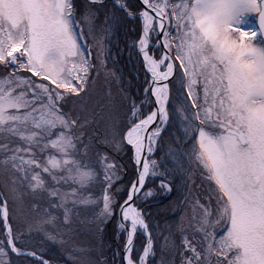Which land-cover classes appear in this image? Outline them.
Wrapping results in <instances>:
<instances>
[{"label": "snow or ice", "instance_id": "6c2138e0", "mask_svg": "<svg viewBox=\"0 0 264 264\" xmlns=\"http://www.w3.org/2000/svg\"><path fill=\"white\" fill-rule=\"evenodd\" d=\"M125 21L136 22L127 49L141 94L123 97L119 141L85 139L79 102L101 76L124 90L111 45ZM165 134L178 147L161 171ZM101 143L130 146L127 189ZM173 170L179 219L154 234L140 205L170 196ZM149 178L159 186L144 191ZM25 196L46 204L23 217L28 232L70 245V264H108L73 243L82 208L95 232L114 224L112 264H264V0H0V264L11 254L49 264L20 246ZM61 218V231H46Z\"/></svg>", "mask_w": 264, "mask_h": 264}, {"label": "trees", "instance_id": "16d2710c", "mask_svg": "<svg viewBox=\"0 0 264 264\" xmlns=\"http://www.w3.org/2000/svg\"><path fill=\"white\" fill-rule=\"evenodd\" d=\"M130 2L135 6L136 0H130ZM136 26L135 21H125L118 30L114 33V36L112 38V53L117 56L118 62L116 63L115 67L117 66L119 69H124L127 67V64L129 65L131 62L128 60L127 54V44L131 43L132 40L136 38V33L133 31V29ZM120 50H123L122 55L120 54ZM135 63L136 61L133 60ZM139 66V65H138ZM129 79H131L134 83V88L131 89L130 97L133 98L136 95L141 94V90L139 88V85L142 83L143 80V73H139V81H136L133 75L128 76ZM99 78L96 83L101 82ZM99 81V82H98ZM101 97V99H99ZM113 98V97H112ZM99 99V100H98ZM98 100V101H97ZM83 102V105H81ZM109 103L110 100L106 95H98L94 98V88L91 91L90 95L88 97H85L84 100L80 101L78 104V108L80 106H83V118L88 119L91 121L88 123L84 128L85 133V139H88L91 137L95 141H100L104 138V132L101 127L98 126L100 122L104 120V115L106 110H103V107L105 108L108 106L105 103ZM103 103V104H102ZM93 105V106H92ZM126 112L125 115L128 114V108H129V101L125 102ZM86 114V117H85ZM121 123V120H120ZM173 132H178V129H173ZM171 134H165L164 139L160 142V147L158 151L155 154V159L159 161L160 159L167 157L166 153L168 152L170 147H175V136L173 135L170 139L169 136ZM120 140V138H119ZM101 149L104 150L106 154L110 156L112 160L115 161V163L120 167L119 175L121 179L117 181V186L122 189H127L131 182L136 177V170L134 163L130 159V151L129 147L126 144L123 146L121 150H116L114 146L107 145V144H99L98 145ZM173 174V179L168 178V180L173 185V192L170 194V196H163L160 194H157L146 201L141 203V208H143L146 216L148 217L149 223L153 228L154 234L157 231V226L161 230H167L168 226L174 225L175 222L178 221L179 216L177 215L178 212V202L180 199H182V193L177 191V186L182 182V176L177 175L175 171H171ZM194 179L198 180L199 177H195ZM159 182V178L155 179L152 183V179H148L146 181L145 189H149L150 186L156 185V183ZM154 189H157L155 187ZM95 192L99 193L100 189L99 187H96L94 189ZM125 192H121L120 196H125ZM24 204L22 207L21 212L19 213L21 219L13 221L14 229L23 232L24 235L22 237V243L21 248L26 251H35L36 248H39V246L45 248V254H41L42 257L49 261V263L52 264H70V261L64 256L63 250L60 252H57L53 241H50L47 239L44 232H31L29 233L27 230V225L23 222V217L27 215H34V213L31 212V205L33 203H39L40 207L37 209V212H39V209H42L46 206L45 202L43 201H34L30 196H25L24 198ZM122 202V201H121ZM54 211V210H53ZM93 219L92 213L89 209H81V215L78 218H74V225L73 227H82L86 228V232L90 229H94L93 224L91 223V220ZM62 218L60 221H57V230L61 231L62 228H58L59 224H62ZM63 227V226H62ZM45 229L47 232V226H45ZM56 230L55 233L58 231ZM54 233V232H49ZM89 232L86 233H78L80 234L79 238H75L74 241L77 245L84 244L86 248H91L94 246V243L98 244L100 246V251L92 253V259L94 261H100V260H107L108 264H112V258L114 252L119 247V242L116 239L115 231H114V224L109 223L105 227V231L103 233H99L96 238H92L89 236ZM97 234V232H94V234ZM77 234V233H75ZM92 234V235H94ZM65 238V237H64ZM99 242H98V239ZM63 249V248H62ZM71 249H69L70 251ZM68 251V252H69ZM37 252V251H35ZM93 252V249L92 251ZM39 254V252H37ZM11 258L14 261V264H25V259L27 257L20 256L17 257L15 254H11ZM33 264H36L35 261H32Z\"/></svg>", "mask_w": 264, "mask_h": 264}, {"label": "rangeland", "instance_id": "374dc122", "mask_svg": "<svg viewBox=\"0 0 264 264\" xmlns=\"http://www.w3.org/2000/svg\"><path fill=\"white\" fill-rule=\"evenodd\" d=\"M113 55H115V54H113ZM127 57L129 60V53L127 54ZM133 60H135V59L133 58L131 60V63L129 65L127 64L125 71L122 68L119 69L117 66L115 67L116 71L118 73H122V75H123V80H124V90L123 91H120L114 83L109 84L108 82H106L103 76L100 77L101 78L100 80H102V83L98 81L99 83H96L94 86V98L98 95H106V97H108L107 93L109 91V88H111V91H112V97L113 98L108 97L110 102L109 103L106 102L105 104H107L108 106L106 107V105H105V108L103 107V110H106L105 114H103L104 120L98 124V126L103 129L104 137L107 136L109 140L115 139L116 141H119V138L121 139L119 133L123 130V128L125 127V125L127 123V115L128 114L125 115L126 108L124 106H125L126 101L123 99V97H124V95H128L129 100H130L131 99V97H130L131 89L132 88L135 89L133 81L131 79H129L128 76L133 75L134 78L136 79V81H139V78H138L139 66ZM99 99H101V97H99ZM81 105H83V102ZM129 106H130V104H129ZM68 107L72 108L73 104L70 102ZM77 111H79V114H80L81 119L83 121L84 120V118H83L84 112H83V110H80V107L78 108V105H77ZM85 117H86V114H85ZM120 120H121V123H120ZM113 131L116 133L115 135H113ZM177 135H179V132H177ZM175 147H178V145H176ZM158 162L162 166L161 171H166V170H170L173 168L172 160L169 157H164V158L160 159ZM168 178L173 179V174L170 173ZM149 179H152V178H149ZM153 181L154 180L152 179V183H153ZM158 186H159V182H157L156 185L152 184V186H150L149 189L150 188L154 189L155 187L158 188ZM94 189H92L91 191L95 192ZM147 190L148 189H146L145 191H147ZM39 212L43 213V210L39 209ZM46 226H47V230L49 232H54L53 234H55L57 227L54 228L51 225H46ZM58 228H62V224H59ZM85 229L86 228H82V227H78V226L73 227L74 239L79 238V236H80V234H78L79 232L84 233L86 235V233L89 231L86 232ZM57 231L59 232V229ZM94 232H95V230L92 229V231H90V233H89V236L92 238H96V236L99 233L94 234ZM75 233H77V234H75ZM92 234H94V235H92ZM65 239H67L66 236H65ZM98 242H99V239H98ZM73 243L76 244V242L74 240H73ZM54 245H55V247L57 246V248H56L58 250L57 252H60L61 250H63L64 256L68 259V254H69L68 251H69V249H71V246L70 245L62 246L59 243H54ZM80 246L85 247L84 244H81ZM91 249H93V252H90V254H89L90 258L92 257L91 256L92 253H94V252L98 253V251H100V246H98V244L94 243V246H92ZM35 251L39 252V255L46 253L45 248L41 247V246H39V248H36ZM60 253H62V252H60ZM25 260H26L25 264H33L32 261H34V259L32 257H27V259H25ZM49 264H52V263H49Z\"/></svg>", "mask_w": 264, "mask_h": 264}, {"label": "water", "instance_id": "95a60500", "mask_svg": "<svg viewBox=\"0 0 264 264\" xmlns=\"http://www.w3.org/2000/svg\"><path fill=\"white\" fill-rule=\"evenodd\" d=\"M134 166H135V170H136V165L134 164ZM136 175H137V174H136ZM135 179H136V177H135ZM135 179H134V180H135Z\"/></svg>", "mask_w": 264, "mask_h": 264}]
</instances>
